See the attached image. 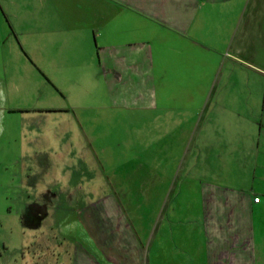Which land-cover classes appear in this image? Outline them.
Returning <instances> with one entry per match:
<instances>
[{"label":"crops","instance_id":"obj_1","mask_svg":"<svg viewBox=\"0 0 264 264\" xmlns=\"http://www.w3.org/2000/svg\"><path fill=\"white\" fill-rule=\"evenodd\" d=\"M178 104H199L201 126L214 120L217 136L216 185L201 192L198 250L184 264H255V228L264 233V0H0V119L12 121L7 141L18 140L12 165L22 174L48 166L33 145L46 138L49 113L62 145L78 138L67 159L94 169L82 137L107 134L132 110L169 120ZM112 216L110 255L83 228L87 264H146L125 213Z\"/></svg>","mask_w":264,"mask_h":264},{"label":"rangeland","instance_id":"obj_2","mask_svg":"<svg viewBox=\"0 0 264 264\" xmlns=\"http://www.w3.org/2000/svg\"><path fill=\"white\" fill-rule=\"evenodd\" d=\"M48 101L56 105L54 97ZM175 106L169 120H151L150 108L132 110L125 120H114L107 134L82 137L95 152L94 169L67 159L69 142L78 138L66 137L62 145L56 115L49 113L42 128L46 138L33 145L44 149L48 166L31 167L28 176L19 162L12 165L18 154V140L7 141L12 121L0 119V264H87V249L77 244L88 243L83 228L110 255L109 230L119 226V217L111 222L107 216L118 209L132 225L146 264L188 263L190 252L195 257L201 192L216 185L217 136L214 120L201 126L199 104ZM24 148V155L31 154ZM89 176L94 183L86 182ZM107 194L114 200L98 199ZM254 238L255 264H264V233L257 227Z\"/></svg>","mask_w":264,"mask_h":264},{"label":"built area","instance_id":"obj_3","mask_svg":"<svg viewBox=\"0 0 264 264\" xmlns=\"http://www.w3.org/2000/svg\"><path fill=\"white\" fill-rule=\"evenodd\" d=\"M252 200L256 202L258 200V197H253Z\"/></svg>","mask_w":264,"mask_h":264}]
</instances>
